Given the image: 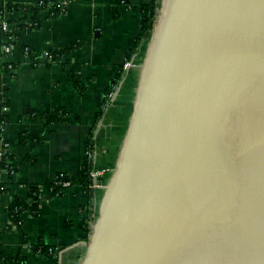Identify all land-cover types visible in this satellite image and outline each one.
Returning a JSON list of instances; mask_svg holds the SVG:
<instances>
[{"label":"water","instance_id":"obj_1","mask_svg":"<svg viewBox=\"0 0 264 264\" xmlns=\"http://www.w3.org/2000/svg\"><path fill=\"white\" fill-rule=\"evenodd\" d=\"M156 12L84 264H264V0Z\"/></svg>","mask_w":264,"mask_h":264},{"label":"crops","instance_id":"obj_2","mask_svg":"<svg viewBox=\"0 0 264 264\" xmlns=\"http://www.w3.org/2000/svg\"><path fill=\"white\" fill-rule=\"evenodd\" d=\"M37 1L0 0V4ZM141 3L73 0L56 14L44 9L4 13L12 27L18 26L11 53L5 57L0 31V151L7 144L0 162L15 165L10 171L0 164V264H84L91 226L130 126L148 47L143 40L137 57H131ZM46 50L60 52L61 57L49 60ZM4 61H10L13 69ZM116 82L115 97L106 102L105 94ZM89 142L104 183L93 191L92 199L75 181ZM59 172L73 183L56 194L49 187ZM36 186L38 210L25 209L21 224H14L7 213L9 204L16 199L29 204L30 189ZM40 246H47L45 252ZM49 248L52 254H47ZM18 255L24 258L22 263L15 260Z\"/></svg>","mask_w":264,"mask_h":264},{"label":"built area","instance_id":"obj_3","mask_svg":"<svg viewBox=\"0 0 264 264\" xmlns=\"http://www.w3.org/2000/svg\"><path fill=\"white\" fill-rule=\"evenodd\" d=\"M73 0H39L38 4L40 6V9H44L48 11L49 13H54V9H58L59 12H64L67 7L69 6L70 3H72ZM6 12V11H5ZM0 16V31L3 35V44H2V53L3 56H8L11 53L12 47H13V42L15 41L16 37V31L15 29L17 28L18 24H13V27L11 23L5 19L4 13ZM26 52L28 49H25ZM44 55L49 59V60H57L60 57H55L53 55L52 50H46L44 52ZM3 65L8 68V69H13V64L10 61H4ZM117 92V82L113 83L109 90L105 94V101L108 102L112 99H114L115 94ZM3 109H6L5 106H3ZM7 144H3V149H1L0 154L5 153V147ZM95 152L93 149V145L89 142L86 143V146L83 150V162L81 168L88 167L89 168V173H90V184L88 185V188L92 190V193L94 191L95 187H102L104 185L103 181L99 178L100 174H97L98 171L96 170V162H95ZM97 171V172H96ZM72 180L69 179L63 172H59L55 175V177L52 179L51 184H50V190L51 192H54L56 194H60L64 192L65 189L70 187L72 185ZM38 190L39 187L37 186ZM93 195L90 197L92 199ZM17 224H21V220H18ZM55 252V251H54ZM53 249L49 248L47 250V254H52Z\"/></svg>","mask_w":264,"mask_h":264},{"label":"trees","instance_id":"obj_4","mask_svg":"<svg viewBox=\"0 0 264 264\" xmlns=\"http://www.w3.org/2000/svg\"><path fill=\"white\" fill-rule=\"evenodd\" d=\"M38 1L34 5L7 3L6 6H4V5L0 4V16L3 14V12H5L7 10H12V11L33 10V11H37V9H40ZM44 1H48V0H44ZM157 3H158L157 0H148V1H146V3H144L140 6V12L142 14V17L145 18V22L143 23V26L140 30V34L138 35V38H140V36L144 35L145 34L144 32H147V28H150L153 26V23L151 20L157 14L156 13V6L158 5ZM53 11H54V14L59 13L58 9H54ZM53 55L55 58V57H59L61 55V53L60 52H58V53L53 52ZM75 84H76L77 88L79 89V91H82V85L79 82V80L76 79ZM55 120L56 119H53V121H55ZM0 164H1V166L6 167L10 171L15 166L14 163L8 162L7 160L1 161ZM89 178H90L89 168L83 167L80 170L78 178L75 180L76 182H79L82 185L81 188H82V190H83V192L87 198H90L92 196V190L88 188V185L91 182V180ZM29 197L31 200V202L29 204L26 203L25 201H23L22 199H16L11 204H9V206L7 208V213H8V216L11 218V221L14 224H17L18 220H20V215L25 209H30L33 211L38 210L37 207H38V203H39V190H38L37 186L32 187L30 189ZM46 249H47V246L41 247L42 252H45ZM15 260L22 263L24 261V258L22 256L20 257L18 255V257H15Z\"/></svg>","mask_w":264,"mask_h":264},{"label":"rangeland","instance_id":"obj_5","mask_svg":"<svg viewBox=\"0 0 264 264\" xmlns=\"http://www.w3.org/2000/svg\"><path fill=\"white\" fill-rule=\"evenodd\" d=\"M142 3L140 4V6L142 5V4H144V3H146V1L145 0H140ZM148 1V0H147ZM161 1V0H160ZM160 1H159V3H157L158 5L156 6V11L158 10V8H159V5H160ZM157 14H156V16L151 20L152 21V23H153V26L152 27H150V28H147V32H144L145 34L144 35H142V36H140V38H138V35L140 34V30H141V28H142V26H143V24H142V26H141V28L139 29V33L137 34V36H136V39H135V42H134V50H131L130 51V55H131V57L132 58H136L137 57V55H138V53L140 52V48H141V45H142V43H143V40H147V44H146V46H148V44H149V41H150V38H151V34H152V31H153V27H154V25H155V21H156V19H157V15H158V12H156ZM143 19V17H142V14H141V20ZM146 35H147V37H146ZM145 38V39H144ZM91 144H92V142H90ZM93 145V144H92ZM93 149H94V152H95V147H93ZM95 155H96V153H95ZM95 162H96V157H95ZM97 170V169H96ZM98 171V170H97ZM96 171V172H97ZM97 174H100L101 175V172L100 171H98V173ZM100 187H95L94 188V191L96 190V189H99Z\"/></svg>","mask_w":264,"mask_h":264}]
</instances>
